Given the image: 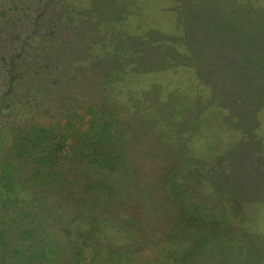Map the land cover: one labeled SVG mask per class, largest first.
I'll return each mask as SVG.
<instances>
[{
  "label": "rangeland",
  "instance_id": "rangeland-1",
  "mask_svg": "<svg viewBox=\"0 0 264 264\" xmlns=\"http://www.w3.org/2000/svg\"><path fill=\"white\" fill-rule=\"evenodd\" d=\"M62 1V29H75L65 33V71L79 74H67L70 94L31 121L78 128L91 108L124 115L119 174L135 169L143 192L121 218L137 221L145 241L116 264H264V0ZM36 172L27 191L1 190L0 264H109L49 221L57 187ZM53 239L65 258L53 257Z\"/></svg>",
  "mask_w": 264,
  "mask_h": 264
},
{
  "label": "trees",
  "instance_id": "trees-1",
  "mask_svg": "<svg viewBox=\"0 0 264 264\" xmlns=\"http://www.w3.org/2000/svg\"><path fill=\"white\" fill-rule=\"evenodd\" d=\"M66 9L69 6L62 0H0V217L4 218L6 210L1 190L12 193L18 186L27 191V176L36 168L35 177L41 178L38 174L43 172L44 180L49 183L55 180L52 183L57 187L51 198L56 217L48 215L49 221L63 224L65 231L72 230L77 236L73 241L88 247L92 258L104 252L103 261L116 264L121 252H136L145 241V237H140L141 226L137 221L132 225L121 218L127 201H136L143 192V185L132 181L135 169L130 170L131 174H119L127 156L123 144L125 128L121 126L126 121L124 115L117 119L107 109L91 108L92 113H88L78 128L74 127L75 123L45 127L31 121L34 109L45 110V115L51 102L70 94L73 85H67L64 80L79 74L74 66L73 70L65 71L64 47L68 42L65 33L68 29L75 31L66 25L62 29L64 21L67 22L62 11ZM76 25L80 27L84 23ZM78 86L75 85L76 92L80 90ZM62 159L69 161L67 170L58 167ZM60 177L66 183H61ZM71 177L74 178L69 180ZM110 182L116 184L111 186ZM34 190L38 191V187ZM35 191L33 195L37 194ZM14 197L11 203L16 202ZM171 230L161 229V232ZM182 231H187V235L194 231L195 237L205 234L203 228L188 226ZM181 236L182 243H189L186 234ZM133 243L134 249H128ZM51 245L53 257L59 254L66 257L65 249L54 239Z\"/></svg>",
  "mask_w": 264,
  "mask_h": 264
}]
</instances>
